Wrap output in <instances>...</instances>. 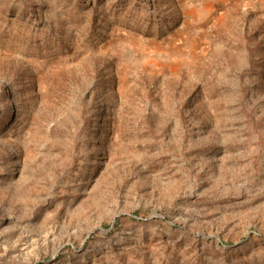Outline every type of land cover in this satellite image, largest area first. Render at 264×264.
<instances>
[{"label": "rangeland", "instance_id": "1", "mask_svg": "<svg viewBox=\"0 0 264 264\" xmlns=\"http://www.w3.org/2000/svg\"><path fill=\"white\" fill-rule=\"evenodd\" d=\"M0 264H264V0H0Z\"/></svg>", "mask_w": 264, "mask_h": 264}]
</instances>
